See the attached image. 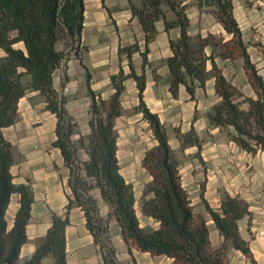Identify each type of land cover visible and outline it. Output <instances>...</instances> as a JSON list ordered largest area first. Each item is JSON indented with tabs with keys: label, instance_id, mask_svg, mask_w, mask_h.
I'll return each instance as SVG.
<instances>
[{
	"label": "trees",
	"instance_id": "obj_1",
	"mask_svg": "<svg viewBox=\"0 0 264 264\" xmlns=\"http://www.w3.org/2000/svg\"><path fill=\"white\" fill-rule=\"evenodd\" d=\"M199 6H213L226 34L192 35L191 19L183 0H129L131 17L137 18L144 33L139 40L120 44L121 64L110 75L113 92L109 97L88 87L90 103L89 131L80 133L77 141V120L65 106V97L54 87V74L65 58V49L57 44L66 40L76 55L80 54L84 28V0H0V264H41L52 256L53 264H67L66 228L69 211L79 206L86 226L93 235L102 255L101 264H123L116 255L110 236V222H116L122 239L129 246L151 255L166 256L173 264H229L230 247L241 250L254 264L249 242L239 230V219L250 213L249 203L240 196L225 194L215 209L203 198L206 209L223 241L214 245L206 218L196 213L187 189L182 184L179 160L169 143L167 130L157 112L144 100L147 82L146 65L149 43L156 38V22L164 20L165 30L180 29L176 39L170 38L171 54L165 59L170 70L169 90L178 96L179 86L185 85L191 96L196 87H205L214 78L216 94L221 98L206 113L210 124L235 128L232 138L249 151H264V82L250 59L239 23L234 15L233 0H198ZM174 14L168 17V12ZM21 43V44H20ZM207 47H212L210 53ZM142 57L141 72L136 71L134 53ZM244 60V69L257 96H247L230 81L215 58ZM127 60L125 71L122 60ZM154 70V69H153ZM154 77L159 75L154 70ZM133 78L138 89V104L133 106L149 123L156 141L142 158L148 179L144 183L139 209L153 218L154 226L142 225L137 213L134 185L121 171L118 157L116 117L124 112L121 95L125 81ZM29 90H38L45 98V108L56 115V138L53 145L60 148L65 166L69 169L67 184L70 192L63 214H52L46 234L37 239L35 251L21 261L23 244L28 240L27 225L31 217L34 193L30 184H15L11 173L12 144L3 128L19 117V100ZM242 98V99H241ZM242 102H247L245 109ZM194 134L181 133L184 141ZM81 150L85 153L82 157ZM108 205L106 216L100 213L99 197ZM14 192L20 194L13 225L9 227L7 208Z\"/></svg>",
	"mask_w": 264,
	"mask_h": 264
},
{
	"label": "crops",
	"instance_id": "obj_2",
	"mask_svg": "<svg viewBox=\"0 0 264 264\" xmlns=\"http://www.w3.org/2000/svg\"><path fill=\"white\" fill-rule=\"evenodd\" d=\"M84 1L85 20L81 44H84L88 31L96 29L97 40L93 45L95 52L102 54L109 50L113 53L114 60L118 61L120 41L132 42L137 37L143 45L142 29L134 36L131 27L139 22L137 18L131 17L128 0ZM133 1L140 4L141 0ZM190 1H192V11L189 12L192 35H206L210 32L226 34L223 24L215 16L213 6H199L196 0ZM233 4L234 15L239 23L243 40L247 44L248 54L264 82V0H234ZM109 20L117 23L118 31H112L111 36L107 33L112 40L105 42L104 32L108 31L106 25ZM156 26L158 29L156 38L149 43L148 58L151 68L146 67L144 100L152 111L159 114L166 126L169 143L179 160L182 184L189 193L195 212L206 218L214 245H219L223 241V236L206 209L203 198L215 209H219L221 198L225 194L244 198L249 203L250 213L239 219V230L249 242L255 263L264 264V151L260 148L255 152L249 151L234 141L233 126L220 127L210 124L206 113L221 99L215 92L214 78H209L205 87L197 86L194 96H191L183 84L179 86L178 96L172 95L169 90L170 70L165 59L171 54L169 40L178 38L180 29L173 27L168 31L165 30L163 19L158 20ZM226 37L230 35L226 34ZM57 47L65 49L63 63L67 59L66 71L63 72L61 66L55 71L54 87L65 97V106L77 122H80V119L86 121L90 116L88 87L95 91H103L106 84L98 81L100 76L97 72V79L92 81L90 69L92 67L95 71L101 72L107 66L102 58L97 59L95 63H87L86 58L84 60L73 52L68 53L70 47L65 40L59 41ZM92 50L89 48L87 53H92ZM211 50L212 47H207L208 53ZM3 54L4 51L0 47V57ZM136 56L141 55L137 53ZM215 60L224 75L245 95L257 96L245 72L242 57L233 59L216 57ZM153 69L159 75L158 78L154 77ZM140 70L141 67L139 69L137 66L136 71L140 73ZM125 85L123 96L128 94L131 98L130 107L135 106L139 101L135 79H127ZM45 105V98L38 90L27 91L19 100L17 121L3 128L5 138L12 144L13 163L10 170L13 182L30 184L34 193L31 217L27 225L28 240L21 248V261L35 251L37 239L44 236L51 225L52 214L65 212L67 194L70 192L67 184L69 169L64 164L60 148L53 145L56 138L57 118L45 108ZM241 106L246 109L248 103L242 102ZM118 118L119 116L115 120L116 131ZM84 126V128L78 127V132L72 135L74 141L80 133H88V123L86 122ZM192 127L194 134L191 135V140L184 141L180 134L188 133ZM81 155L86 156L85 153ZM118 157L120 160L119 153ZM124 176L133 182L141 224L144 219L150 225H156L157 222L153 218L143 215L139 209L144 184L141 183L137 188L135 178L125 174ZM96 193L99 195L98 190ZM19 198L18 192H14L11 196L6 212L9 227L13 225ZM103 208L102 214L107 213L108 205H104ZM69 217L70 223L66 228L67 264H101L102 255L99 246L86 226L81 208L72 207ZM115 235L121 237L117 225ZM227 256L230 264H254L241 250L233 247L229 248ZM41 264H53L52 256L44 257Z\"/></svg>",
	"mask_w": 264,
	"mask_h": 264
},
{
	"label": "rangeland",
	"instance_id": "obj_3",
	"mask_svg": "<svg viewBox=\"0 0 264 264\" xmlns=\"http://www.w3.org/2000/svg\"><path fill=\"white\" fill-rule=\"evenodd\" d=\"M196 1H198V0H196ZM183 3L186 4V11L189 15V12L192 11V6H191L192 1L187 0V1H184ZM215 16H216V12H215ZM168 17L173 18L174 14L171 11H169ZM139 25L140 24L131 25L132 29L134 30V36H136L137 33L140 32V30L142 29L141 26H139ZM106 26H107L106 28L108 31L104 32L105 35H104L103 40L105 42L106 41L110 42L112 40V39H110L111 38L110 36L112 35L111 33L114 30L118 31V26L114 20H109ZM190 30H191V26H190ZM96 33H97L96 29L95 30L92 29V30L88 31V34L86 36L84 44H81V48H80L81 50H80V54L78 55V57L81 56V58L83 57L84 60L86 58L87 63H92V62L95 63V61L99 58H102L104 60V63L107 66V68L101 72H98V71H95L91 67L90 74L92 76L91 80L95 81L97 79V76H96V72H97L100 76V78H99L100 80L98 79V81L100 83H104V82L106 83L103 91L101 90V91H97V92H99L102 97L107 98L113 92L110 75L112 73H115L118 71L119 66L121 64V60H120V58H119V61L116 59L114 60L113 53L109 50L105 51L102 54L101 53L97 54L95 52V49H94L95 47L93 45L97 40ZM107 33H110V36H108ZM226 38H228V37H226ZM135 40H139V39L137 37H135V39L132 42H134ZM125 43H131V42H121L120 41L119 45L125 44ZM69 47H70V49H69L68 53L73 52V54L76 55L74 48H71V46H69ZM89 48L93 49L92 53H90V54L87 53ZM137 53H139V52L134 53L133 58H134L135 66L136 67L138 66L140 69L141 64H142V57L136 56ZM118 56H119V54H118ZM66 59H65V61H66ZM65 61L61 65V69L63 70V72L66 71V62ZM122 64L124 65L125 71H129L126 59L122 60ZM147 66H148V68H151L150 63H149V65H146V67ZM152 73L154 74V70L152 71ZM128 85L130 86V83ZM88 96H89V91H88ZM89 100H90V96H89ZM121 101H122V106L124 108V112L122 115L119 116L118 122H117L118 123V128H117L118 133L117 134H118V143H119L118 153L120 156V164H121V168H122V173L128 177L135 178L134 182L136 183V187L139 188L138 186H140L141 183L144 184L145 181L148 179V175L142 166V158L144 157L146 150L148 148H150L152 145H154L156 143V141L152 137V130L150 129L149 123L142 118V114L140 112H139L140 113L139 114L138 112H135L133 110V106L130 107V105H131L130 96L128 94L126 96L125 95L123 96V94H122L121 95ZM88 119L86 121H85V119H80V122H78V126H76V130H77L76 133L78 132V127H80V128L85 127L84 124L86 122L88 123ZM116 119H117V117H116ZM78 138L79 137H76L75 141H77ZM81 154H84V152L81 151ZM142 168L144 169L143 172H142ZM143 187H144V185H143ZM95 194L100 199V196L96 193V191H95ZM99 203H100V213L102 214V211H104L103 207L106 204L101 199L99 200ZM102 215L106 216V213L102 214ZM142 224L146 225V226H150V224L144 219L142 220ZM116 225H117L116 222L112 220L110 222V228L109 229H110V236L112 237V243L114 244V246L116 248V255H117V258L120 262H122L123 264H172V262H171L172 259H170L169 257L160 256V255H151L148 252L143 253V252L137 250L135 247L129 246L128 244H126L124 242V240L122 239V236L118 237L115 235ZM151 226H153V225H151ZM113 237L115 238V240Z\"/></svg>",
	"mask_w": 264,
	"mask_h": 264
}]
</instances>
